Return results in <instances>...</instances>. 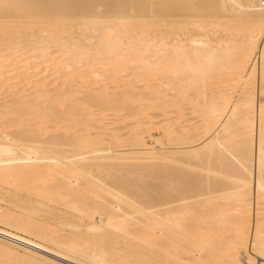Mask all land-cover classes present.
<instances>
[{
    "label": "bare ground",
    "instance_id": "bare-ground-1",
    "mask_svg": "<svg viewBox=\"0 0 264 264\" xmlns=\"http://www.w3.org/2000/svg\"><path fill=\"white\" fill-rule=\"evenodd\" d=\"M262 5L0 0V190L24 215L0 223L55 250L1 240L66 263L264 264Z\"/></svg>",
    "mask_w": 264,
    "mask_h": 264
},
{
    "label": "rangeland",
    "instance_id": "rangeland-1",
    "mask_svg": "<svg viewBox=\"0 0 264 264\" xmlns=\"http://www.w3.org/2000/svg\"><path fill=\"white\" fill-rule=\"evenodd\" d=\"M263 2H264V0H262ZM245 26V25H244ZM243 30H245V29H243ZM16 37V36H15ZM18 37H21V36H18ZM22 37L24 38V40H22ZM22 37H21V40L22 41H20V38L18 39V38H16V39H18L19 41H20V43L18 42V40H17V42L21 45V46H18V49H20V50H22V46H23V49L24 48H26L27 47V43L31 40V38L29 39L27 36H25V35H22ZM25 37H26V40H25ZM64 37V36H63ZM243 37V36H242ZM0 38H1V36H0ZM27 39H28V41H27ZM27 41V42H26ZM22 42H24V43H22ZM18 43L16 44V45H18ZM53 47V46H52ZM49 48V51L47 52H44V53H41L42 55L44 54V56H48V59H50V57H52V58H54L53 60L54 61H62L64 58H65V55L63 56L61 53L62 52H58V48H57V46H55L56 48ZM52 49V50H51ZM57 50V54L59 53V55H57L56 54V56H54L55 54V51ZM25 51H26V49L25 50H23V51H21V54H25ZM52 51H54V52H52ZM24 52V53H23ZM51 52H52V54H51ZM46 53L47 54H49L50 53V55H46ZM64 53V52H63ZM28 55L27 54H25V57H27ZM50 56V57H49ZM57 56H59V57H57ZM61 56H63V57H61ZM51 58V59H52ZM57 58L59 59V60H57ZM21 59H24V57H22ZM43 59L45 60V57H43ZM46 59H47V57H46ZM62 59V60H61ZM30 61H32V60H30ZM98 67V66H97ZM101 66H99V68H100ZM41 68H43V67H39V69H41ZM117 75V74H116ZM114 76V78H115V80L113 79V80H111L110 82H114L115 81V83H120L121 81H120V79H125V77L123 78L122 76L124 75V73H123V75L122 74H120L121 75V77H120V75L118 76ZM113 76V75H112ZM118 79V81H117V79ZM117 81V82H116ZM120 81V82H119ZM118 83H117V85H118ZM122 84V82L119 84V86ZM113 85V83H111V86ZM115 86V85H114ZM129 121V120H128ZM127 121V123L126 122H124L123 124H120V126L119 125H116L115 126V128L116 129H118V131L117 132H119V130H120V132L118 133V139L116 140V141H119V142H124V140L125 139H127V137H128V135H127V132L129 131L128 129H126V127H127V125H125V124H129V122ZM123 125V126H122ZM118 126L120 127V129L118 128ZM121 128H123V130L121 129ZM124 129H125V131H124ZM128 130V131H127ZM127 131V132H126ZM126 134V135H125ZM122 135V136H121ZM149 135V137H147ZM163 136V134H162V132H161V130L159 129L158 131L157 130H153V131H150L147 135H144L143 137H144V142H145V149H142V151L139 149V152L141 151V153L143 152L144 153V151H146V150H148L149 151V149H150V147L151 146H153V147H155L156 148V150L157 149H159V147L157 146L156 147V145L154 144V138H161ZM122 137V138H121ZM126 137V138H125ZM147 137V138H146ZM103 139V137H101V140ZM120 139H121V141H120ZM124 139V140H123ZM148 139V140H147ZM152 140V141H151ZM102 141H104V140H102ZM121 143L119 144V145H121ZM124 144V143H123ZM126 144V143H125ZM155 145V146H154ZM122 146V147H121ZM120 147H119V150H118V148H117V151H119V153L120 154H122V153H125V152H127L128 151V149L127 148H125V147H128L129 148V145H121ZM124 146V147H123ZM122 148V149H121ZM144 148V147H143ZM148 148V149H147ZM148 151H146V152H148ZM141 155V154H140ZM141 157V156H140ZM143 157V156H142ZM124 168V169H123ZM121 167V171H122V173L123 174H126L128 171H129V169H131V168H133V167ZM127 168V169H126ZM119 170V175H123V174H121V171ZM125 170L127 171V172H125ZM1 195L3 196V197H1ZM0 211H3L4 210V212H6V213H9L10 212V214L9 215H11V212H12V216H15V215H19L18 217H20V216H22L23 215V213L20 211V213L17 211V209H19L20 208V206L19 205H22V203H15V205H14V203L12 204V202H14V201H9V198L10 197H8V194H7V191H6V189L5 190H0ZM7 198H8V200H7ZM5 201V202H4ZM22 202V201H21ZM10 205H9V204ZM17 204V205H16ZM7 205L10 207V209L7 207ZM13 205V206H12ZM12 206V207H11ZM15 206V207H14ZM17 207H19V208H17ZM7 208H8V210H7ZM13 208H15L16 209V211H14L15 209H13ZM56 208V207H55ZM13 209V210H12ZM58 207L56 208V213L57 214H59V215H61L62 213L59 211V213H58ZM10 210V211H9ZM20 210V209H19ZM13 212L15 213V212H18V213H15V215L13 214ZM61 213V214H60ZM21 214V215H20ZM24 216V215H23ZM251 216H252V214H251ZM17 217V216H16ZM52 221V222H51ZM50 221V223L51 224H53V222L55 223V221H53V220H51ZM96 222H97V220H96ZM59 229V228H58ZM60 230V229H59ZM58 230V231H59ZM0 231H3V232H6V233H11L12 235H15V236H18V237H20V238H23V239H25V240H27V241H29V242H31V243H34V244H38V245H42V246H44V247H46V248H48V249H50V250H55V248H53V246H51V245H48V244H45V243H43L40 239H36V238H33V237H30V236H28V235H25V234H23L22 232H20V231H17V229L15 230L14 228L12 229V228H10V227H7V226H5L4 224H1L0 223ZM10 253V254H13V255H15V256H12V257H14V258H19V261L18 260H14V259H11L12 257L8 254V253ZM18 256V257H17ZM73 259H74V261H73V263H66V262H64V261H61V260H56V259H52V258H50L48 255H45L44 253L42 254V253H40V252H37V251H35L33 248H32V246L31 247H28V246H25V245H16V244H14V243H10V242H6L5 240H1V238H0V264H22V263H25L24 261H21L22 259L23 260H33L35 263H37V264H47V262H51V261H53L55 264H74V262H75V264H89L87 261H85V260H81V259H79V257H77V256H74V257H72ZM258 261H260V259L259 258H256V262H258Z\"/></svg>",
    "mask_w": 264,
    "mask_h": 264
},
{
    "label": "snow or ice",
    "instance_id": "snow-or-ice-1",
    "mask_svg": "<svg viewBox=\"0 0 264 264\" xmlns=\"http://www.w3.org/2000/svg\"><path fill=\"white\" fill-rule=\"evenodd\" d=\"M264 6V5H262ZM253 248H258L259 254L264 255V231L260 232L253 242ZM252 264V262H250Z\"/></svg>",
    "mask_w": 264,
    "mask_h": 264
}]
</instances>
